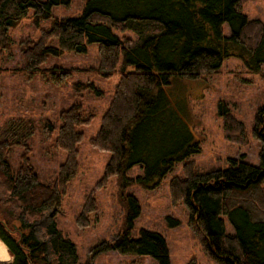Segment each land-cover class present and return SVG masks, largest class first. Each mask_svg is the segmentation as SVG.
<instances>
[{
  "label": "trees",
  "instance_id": "1",
  "mask_svg": "<svg viewBox=\"0 0 264 264\" xmlns=\"http://www.w3.org/2000/svg\"><path fill=\"white\" fill-rule=\"evenodd\" d=\"M64 1L0 0V72L7 70L2 63L13 47L10 29L31 9L37 20L52 17L54 6ZM241 1L85 0L81 14L54 19L36 41L23 47L24 65L17 70L49 74L61 84L87 70L42 65L50 56L86 53L87 43L97 45L99 56L98 66L89 71L111 77L123 61L100 128L90 138L94 147L111 154L99 187L117 175L121 187L136 181L154 189L182 164L183 174L169 181L170 197L188 207L191 221L202 228L207 248L222 264H264V104L253 127L260 164L234 158L225 169L199 173L191 157L201 152L200 141L186 117L187 105L173 90L175 78L213 76L230 57L241 59L250 72L261 70L264 23L250 20L240 9ZM128 30L135 39L122 35ZM90 85L77 83V88L85 91ZM221 114L225 138L240 146L247 144L245 124L227 109ZM60 117L55 146L66 152V158L51 184L41 182L31 164L32 121L13 119L0 133V239L12 256L11 262L0 264H81L76 244L58 227L56 215L78 171V144L84 138L78 128L90 124L93 114L74 103ZM16 147L22 151L15 171L8 155ZM135 166L142 173L131 179L127 173ZM125 199L131 207L129 224L119 241L102 243L101 250L151 256L158 264H170L162 234L143 229L139 237L131 236L140 205L132 195ZM96 208L92 196L79 223L89 225L88 216ZM225 219L233 233L227 231ZM187 264L199 263L192 258Z\"/></svg>",
  "mask_w": 264,
  "mask_h": 264
},
{
  "label": "rangeland",
  "instance_id": "2",
  "mask_svg": "<svg viewBox=\"0 0 264 264\" xmlns=\"http://www.w3.org/2000/svg\"><path fill=\"white\" fill-rule=\"evenodd\" d=\"M84 4L85 0H65L54 6L52 17L39 20L31 9L19 25L10 29L13 47L9 55L6 52L2 63L7 70L0 72V133L13 119L32 121L34 133L28 142L32 148L31 164L39 180L51 184L66 158V152L55 146L62 123L61 112L74 103H81L88 114H93L90 124L78 128L84 133V138L78 144V171L69 183L56 215L58 227L76 244L81 264H158L151 256L125 254L116 249L101 250L102 243L119 241L125 232L131 211L125 197L129 195L134 196L140 205L139 215L132 220V237H139L143 229L162 234L167 243L170 264H187L192 258L199 264H222L207 248L202 228L191 221L188 207L180 202L174 203L170 197L169 181L173 176L183 174L182 164L176 165L154 189H146L136 181L121 187L117 175L110 177L105 185H98L111 154L94 147L90 138L100 128L102 115L119 82L123 61L118 65V72L111 77L89 71L98 66L99 56L97 45L87 43L86 53L50 56L42 65V68L61 66L87 70L61 84H56L49 74L31 75L17 70L24 65L22 50L27 43L36 41L41 30L48 28L54 19L81 14ZM240 9L250 20L264 23V0H242ZM224 28L228 33V26ZM122 35L136 38L130 30ZM128 68L132 69L131 66ZM77 83L92 85L84 91L77 88ZM173 84V90L183 98L182 105H187L186 117L200 141L201 152L191 157L196 172L225 169L234 158L260 164L259 142L253 135V127L256 115L264 104V64L260 71L250 72L241 59L230 57L213 76L197 80L175 78ZM224 109L245 124L247 144L240 146L225 138L221 114ZM21 151L20 147H16L8 155L15 171L19 166ZM141 173V169L135 166L127 176L135 179ZM92 196L97 208L88 216L89 225L83 226L78 218ZM225 222L227 231L233 233L231 224L227 219Z\"/></svg>",
  "mask_w": 264,
  "mask_h": 264
},
{
  "label": "crops",
  "instance_id": "3",
  "mask_svg": "<svg viewBox=\"0 0 264 264\" xmlns=\"http://www.w3.org/2000/svg\"><path fill=\"white\" fill-rule=\"evenodd\" d=\"M0 245H2V247H0V256H8L11 257V259H0V263H8L12 261V256L10 255L7 246L5 245V243L0 239Z\"/></svg>",
  "mask_w": 264,
  "mask_h": 264
},
{
  "label": "clouds",
  "instance_id": "4",
  "mask_svg": "<svg viewBox=\"0 0 264 264\" xmlns=\"http://www.w3.org/2000/svg\"><path fill=\"white\" fill-rule=\"evenodd\" d=\"M0 247H2V245H0ZM0 259H11V257H8V256H0Z\"/></svg>",
  "mask_w": 264,
  "mask_h": 264
}]
</instances>
